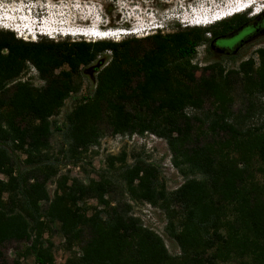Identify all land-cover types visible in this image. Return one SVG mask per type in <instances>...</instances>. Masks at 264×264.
Returning <instances> with one entry per match:
<instances>
[{
	"label": "trees",
	"instance_id": "obj_1",
	"mask_svg": "<svg viewBox=\"0 0 264 264\" xmlns=\"http://www.w3.org/2000/svg\"><path fill=\"white\" fill-rule=\"evenodd\" d=\"M242 32L235 46L218 45ZM262 36L264 10L120 42L25 41L0 30V264H54L56 224L66 247L80 248L64 264H264V179L256 175H264V118L254 124L256 108H233L237 86L247 99L264 96V47L236 69L217 61L198 76L193 63L200 45L233 56ZM108 51L93 92L76 101L60 128L52 118L82 89V69ZM29 64L41 87L19 80ZM207 101L213 106L203 120L188 111H203ZM54 130L63 131L62 153L74 162L108 132L155 135L185 179L169 190L159 166L137 156L129 163L125 150L107 155V167L88 182L59 175L49 154ZM13 152L25 155L28 169L17 171ZM114 173L124 184L118 199ZM58 175L51 195L48 183ZM128 197L166 213L181 255L130 214ZM88 199L98 205L87 206ZM8 242L27 245L9 261L2 250Z\"/></svg>",
	"mask_w": 264,
	"mask_h": 264
},
{
	"label": "rangeland",
	"instance_id": "obj_2",
	"mask_svg": "<svg viewBox=\"0 0 264 264\" xmlns=\"http://www.w3.org/2000/svg\"><path fill=\"white\" fill-rule=\"evenodd\" d=\"M8 3L10 8L4 11V15H8L18 21V18H23L25 16L30 17V15H37L45 13V6L47 2L49 3V17L48 22L51 28L57 31L67 32L71 30H81V28H106V29H117V28H147L146 30H141L138 35L126 34L119 38H110L103 40L119 41L126 38H143L148 35H152L158 30L168 32L171 30L172 25L181 24L182 19L192 18V10L195 11L194 14L199 17L202 14L209 13L213 11L214 6L217 8L222 7L223 0H0ZM201 4L194 6L195 4ZM230 3V2H229ZM264 3V2H262ZM203 4V6H202ZM193 5V7H192ZM31 6H37V8H32ZM193 8V9H192ZM227 6L221 8L223 11ZM16 9V10H15ZM192 9V10H191ZM264 10V7L262 11ZM261 11V12H262ZM249 16L257 15L253 14L251 10L247 11ZM245 13V12H243ZM260 13V12H259ZM201 14V15H200ZM0 21H4L1 19ZM19 22V21H18ZM117 27H110L112 25ZM205 27V26H203ZM94 28V29H95ZM0 30L12 31L16 37L22 38L25 41H37L42 38H49L45 35H38L36 40H31L29 34H23L21 37L13 30L5 28V26L0 24ZM245 34L242 32L232 39L220 40L218 42L219 46L230 45L235 46L239 43ZM24 37V38H23ZM71 38L72 40L85 39L84 36H70L57 34L56 38L53 40H60L64 38ZM100 40V39H99ZM264 47V36L253 39L251 41L243 42L237 49L236 53L232 55H224L222 52L214 50L211 53L206 51V44L200 45L197 48L199 52V60L201 61V66L197 75L199 76L204 68L211 63L220 62L227 69H236L239 67L240 63L250 57L256 58V50ZM111 53L105 52L101 54V58H98L91 65L84 67L82 69V89L79 93L72 95L66 102L60 113L54 116L52 119L58 121L59 127L62 128V123L65 115L71 110L76 101L83 96L90 95L96 85L97 80V70L104 67V65L110 60ZM29 80L35 86L41 87L44 82L38 78V72L33 65L29 64L28 68L24 74L20 77V80ZM234 100V110H244L246 107L256 108V116L254 117L252 123L256 124L262 121L264 118V96H257L255 98L247 99L241 86H237L233 91ZM211 101H207L204 106L203 111L196 112L193 109L188 111L191 114H197L200 120L205 117V112L212 108ZM64 140L63 131L54 130L53 136L51 138V149L50 157L52 161L59 168V175L69 173L72 177H77L82 179L84 182L89 181V177L96 178V172L98 170H104L106 166V157L109 154H118L122 150H125L129 154L128 162L133 163L134 157L137 156L147 162H151L159 166L161 171V178L166 183L169 190H173L178 185L184 181V177L176 169L172 163V154L170 152L169 146L164 139H161L155 135H145V136H133V137H119L114 136L111 133H107L102 137L100 145L97 147H92L88 152L87 156L78 161L70 160L67 158L64 151ZM17 171L26 170L29 168L28 164L25 162V155L19 152H13ZM59 175L51 179L48 183V190L51 195L54 194L56 188V181L59 179ZM115 180L118 185V192L114 195L117 199L122 198V191L124 189V184L119 180L117 173L109 174ZM259 178L264 179V175L256 173ZM199 177V175H196ZM3 177V176H1ZM127 197V195H125ZM85 204L90 207L98 205L95 199H88ZM51 238L55 242V263L54 264H64L68 257L75 253H79V246H75L73 249H68L64 243V239L60 234L58 225L53 226V231L51 232ZM174 241L171 239V246H175ZM26 243L22 242H8L6 243L2 250L4 256L7 260L11 261L17 253L23 251L26 247ZM26 261L29 264H35L33 258H27Z\"/></svg>",
	"mask_w": 264,
	"mask_h": 264
},
{
	"label": "built area",
	"instance_id": "obj_3",
	"mask_svg": "<svg viewBox=\"0 0 264 264\" xmlns=\"http://www.w3.org/2000/svg\"><path fill=\"white\" fill-rule=\"evenodd\" d=\"M199 55H200L199 52H197L196 56L193 58V63L197 64L198 66H201V61H198ZM98 58H101V55H99ZM108 63L109 61L105 65H107ZM21 80L25 81L24 79ZM117 136L123 137V135H117ZM125 136L133 137V136H141V135L134 134L131 136L130 135H125ZM180 185H178L173 190L177 189ZM127 201L132 206L130 214L136 218H139L144 228H147L157 233L159 236H161L164 239L170 254L174 256L181 255L182 252L177 242H175L174 239L170 238L167 233L168 218L166 213L160 207L152 204L149 201H136L131 199L130 197L127 198ZM171 239L174 241L173 243L175 244V246L174 245L171 246Z\"/></svg>",
	"mask_w": 264,
	"mask_h": 264
},
{
	"label": "bare ground",
	"instance_id": "obj_4",
	"mask_svg": "<svg viewBox=\"0 0 264 264\" xmlns=\"http://www.w3.org/2000/svg\"><path fill=\"white\" fill-rule=\"evenodd\" d=\"M237 5L238 4H236L235 2H232V1L230 3H228V4H226V6L228 8L236 7ZM228 8H225V9H228ZM198 20L201 22L198 25H203L202 22H208V21L212 20V18H211V16H207V17L206 16L205 17L204 16H201V17H199ZM195 25H197V24H195ZM35 29H37V27ZM95 29H97V30H94L93 32H86V34H88L89 36H91V38H96L97 40H99V39L103 40V39L113 38L112 35L106 34V33L103 32V31H107L109 29H101V28H95ZM117 29H123V30H126V31L129 32V29H124V28H117ZM111 30H116V28L115 29H111ZM77 33H84V32H82V29H81V31L78 30ZM37 34H39V32H37Z\"/></svg>",
	"mask_w": 264,
	"mask_h": 264
},
{
	"label": "clouds",
	"instance_id": "obj_5",
	"mask_svg": "<svg viewBox=\"0 0 264 264\" xmlns=\"http://www.w3.org/2000/svg\"><path fill=\"white\" fill-rule=\"evenodd\" d=\"M92 28V27H91ZM95 27H93V30H97V29H94ZM112 28H110L109 30H107V31H110ZM116 30H118V29H116ZM111 31H113V30H111ZM43 33H39V34H37V32L36 33H32V34H29L28 36H31V40H36V38L38 37V35H42ZM119 34V33H118ZM122 35L123 34H120V37H122ZM85 37V39L86 40H95L94 38H91V36L89 37V36H84ZM113 38H115V37H113Z\"/></svg>",
	"mask_w": 264,
	"mask_h": 264
},
{
	"label": "water",
	"instance_id": "obj_6",
	"mask_svg": "<svg viewBox=\"0 0 264 264\" xmlns=\"http://www.w3.org/2000/svg\"><path fill=\"white\" fill-rule=\"evenodd\" d=\"M103 29H106V28H103Z\"/></svg>",
	"mask_w": 264,
	"mask_h": 264
}]
</instances>
